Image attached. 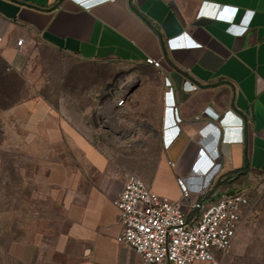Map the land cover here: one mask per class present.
<instances>
[{
	"label": "crops",
	"instance_id": "crops-1",
	"mask_svg": "<svg viewBox=\"0 0 264 264\" xmlns=\"http://www.w3.org/2000/svg\"><path fill=\"white\" fill-rule=\"evenodd\" d=\"M0 35L6 61L18 70L26 50L47 45L82 60L141 66L157 79L153 97L144 82L112 89L90 133L48 113L42 99L23 103L32 136L68 141L72 151L53 159L45 176L55 208L34 229L8 232L0 264H142L118 241L113 200L126 174L97 144L110 129L138 126L130 134L137 140L160 138L148 180L135 174L175 201L180 179L192 189L207 182V192L193 191L190 203L208 204L264 173V0H0ZM18 38L25 40L20 51ZM122 95L126 103L118 107ZM205 163L210 175L194 177Z\"/></svg>",
	"mask_w": 264,
	"mask_h": 264
},
{
	"label": "rangeland",
	"instance_id": "rangeland-1",
	"mask_svg": "<svg viewBox=\"0 0 264 264\" xmlns=\"http://www.w3.org/2000/svg\"><path fill=\"white\" fill-rule=\"evenodd\" d=\"M25 53L26 63L18 70L6 61L3 46L0 49L2 247L9 240L8 232L21 235L34 229L40 216L55 208L46 196L45 176L53 159L72 151L68 141L50 143L32 136L25 126L30 111L23 103L42 99L50 107L48 113L58 119L66 118L81 132L90 133L93 120L100 121L99 113L112 89L127 85L131 89L144 82L149 97H153L157 83L155 75L141 66L82 60L47 45L32 47ZM117 129L105 131L97 144L125 174L134 172L148 180L161 156L160 138L149 134L139 141L140 136L130 134L140 127ZM245 186L243 189L251 195V208L230 251L225 256L215 252L219 264H264V173L256 175L252 185Z\"/></svg>",
	"mask_w": 264,
	"mask_h": 264
},
{
	"label": "built area",
	"instance_id": "built-area-1",
	"mask_svg": "<svg viewBox=\"0 0 264 264\" xmlns=\"http://www.w3.org/2000/svg\"><path fill=\"white\" fill-rule=\"evenodd\" d=\"M3 40L0 35V49ZM24 45L23 38L15 41L16 49ZM146 61L161 67L160 58L149 56ZM125 103L124 95L116 101L118 107ZM210 167L205 163L202 175L194 177L203 179L210 175ZM202 181L192 189L180 179L182 197L175 201L152 190L137 174L127 173L123 189L113 200L122 225L118 241L133 247L141 256L142 264H191L197 261L219 264L215 252L225 256L232 248L251 208V195L248 190L240 189L224 193L208 204H191L193 191L204 194L209 189L210 185ZM194 207L198 214L189 217L188 210Z\"/></svg>",
	"mask_w": 264,
	"mask_h": 264
}]
</instances>
